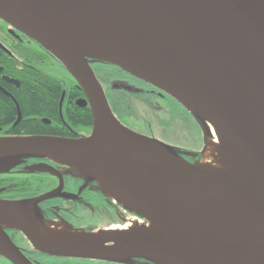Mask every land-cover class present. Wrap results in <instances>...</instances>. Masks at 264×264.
Listing matches in <instances>:
<instances>
[{
    "label": "water",
    "instance_id": "1",
    "mask_svg": "<svg viewBox=\"0 0 264 264\" xmlns=\"http://www.w3.org/2000/svg\"><path fill=\"white\" fill-rule=\"evenodd\" d=\"M94 5L117 13L119 21L107 29H87L66 15ZM0 19L38 43L65 68L85 95L77 104L89 107L93 128L91 136L82 139L2 138L0 156L5 151L85 147L109 139L120 161L103 158L100 163L127 189L135 209L123 203L173 242L167 244L131 229L110 233L111 229L100 230L107 234L99 239L61 249L43 241L8 204L0 202L1 213L37 249L54 256L125 262L128 259L115 254L123 244L175 264H203L199 259L209 264H264V0H0ZM90 60L115 66L175 100L200 127L203 154L210 128L201 113L227 144L262 206L263 217L229 219L211 210L199 214L194 208L202 204L171 197L168 191L178 186L155 152L190 167L193 164L173 146L141 135L118 120ZM57 155L63 164L75 170L79 167L66 155ZM25 159L33 158L4 159L0 168ZM189 184L207 185L193 176ZM239 224L243 225L228 229ZM0 247V255L11 263L31 264L3 229ZM98 248L104 249L93 252Z\"/></svg>",
    "mask_w": 264,
    "mask_h": 264
},
{
    "label": "flooded vegetation",
    "instance_id": "2",
    "mask_svg": "<svg viewBox=\"0 0 264 264\" xmlns=\"http://www.w3.org/2000/svg\"><path fill=\"white\" fill-rule=\"evenodd\" d=\"M39 46L32 39H24L18 32L0 21V48L10 54L9 60L11 63L9 64L7 59L5 63L12 68V70L7 71L5 70V65H0V99L10 102L14 109V121H0V139L32 135L68 139L88 138L93 132L92 123L88 125H74L68 118L70 111L89 108L81 107L77 104L79 100L85 99L84 93L81 96L82 90L71 77L69 78L65 74L63 66L48 56L47 53H44L41 46ZM26 51L43 53L44 55H42L45 56L44 61L51 63L52 69L55 67L60 68V71H62L68 82V85H64L61 91L57 119H29L31 122L38 121L44 127L49 128L45 133H26L17 129V127H20L23 118L19 101L20 91L24 87L23 73L26 71L25 68L36 70L31 61L25 60L29 55ZM89 63L95 76L104 88L111 109L110 98L112 93L122 91L130 94L158 97L174 104L168 96L152 86L133 78L115 66L94 60H90ZM101 70L109 71L111 74L110 78H104L103 75H100L99 71ZM35 89L38 90V87ZM176 108L178 107L176 106ZM112 111L126 127L147 136L131 128L113 109ZM174 148L175 152L187 161L197 156L196 151L185 152L182 148L175 146ZM12 163L11 165L7 162L0 168L1 203H13L31 209L33 216L40 224L63 222L67 223L73 230L86 233L114 228L120 229L119 231L129 230L126 229L127 225L125 221L135 214L129 209L124 210V207H120L117 203L118 201L111 198L98 182L81 175L75 169L56 164L50 160L25 159L15 160ZM40 166L46 168L42 169ZM51 170L59 173L62 180L58 175L53 174ZM49 194L52 196L39 200L41 197ZM98 219L101 220L100 223H97ZM27 226L33 231V228L28 224ZM3 231L12 244L15 245L31 264H158L143 258H134L125 262H111L49 255L37 249L28 235L19 227L13 225V227L4 228ZM0 264L13 263L0 255Z\"/></svg>",
    "mask_w": 264,
    "mask_h": 264
},
{
    "label": "bare ground",
    "instance_id": "3",
    "mask_svg": "<svg viewBox=\"0 0 264 264\" xmlns=\"http://www.w3.org/2000/svg\"><path fill=\"white\" fill-rule=\"evenodd\" d=\"M117 14V13H116ZM110 9L103 6H90L79 8L67 12V17L87 29H107L113 25V22L119 17ZM6 19L12 21L10 17ZM14 22V21H13ZM103 47L116 49L114 45L105 44ZM165 95V94H164ZM172 99V98H171ZM175 101V100H174ZM176 102V101H175ZM210 128L209 137L205 152L201 159L192 167L187 163L170 159L165 154L155 152L158 160L163 163L166 170L178 186V190H169L168 194L177 199H182L186 203L202 204V207H195L194 210L217 211L220 216L229 219L241 216H259L262 218V206L248 187L241 169L235 158L229 151L224 139L219 135L215 127L201 114L198 113ZM57 153H62L79 164L76 171L81 175L87 176L92 181L98 182L103 190L116 201L124 202L126 205L135 209V205L128 194L127 189L117 181L100 163L101 159L107 158L113 161H120L113 143L109 139L98 141L96 144L86 145L85 147L61 146L55 151H5L0 156V163L9 158H48L52 161L63 164L64 161L58 158ZM204 179L207 185L192 186L189 184V177ZM8 207L13 210L23 221H25L35 234H37L46 243L61 249L69 250L76 242L88 241L90 239H99L107 233H101L100 230L90 233H80L73 231L67 223H45L40 224L36 221L31 209L18 204L10 203ZM189 212L190 209H188ZM193 211V210H192ZM262 216V217H261ZM259 218V219H260ZM257 221V220H253ZM243 224L233 226L228 229H236ZM13 227V224L0 211V229ZM133 232L150 234L153 238L163 241L167 244L173 242L165 237L162 231L157 230L144 221L135 220L131 227ZM120 229H112L110 233H120ZM130 230V229H129ZM126 231V230H124ZM104 248H98L96 251H102ZM2 249L0 247V254ZM115 254L125 259L147 258L158 264H175L165 259L158 258L147 252L140 251L133 245H120ZM200 263L209 264L202 259Z\"/></svg>",
    "mask_w": 264,
    "mask_h": 264
},
{
    "label": "trees",
    "instance_id": "4",
    "mask_svg": "<svg viewBox=\"0 0 264 264\" xmlns=\"http://www.w3.org/2000/svg\"><path fill=\"white\" fill-rule=\"evenodd\" d=\"M8 26L13 30H15L16 32H18L21 36H23L24 39L26 38L30 39L29 37L25 36L23 33L11 27L10 25ZM42 51H44V53H47L48 56L52 57V59H55L50 53H48L43 48ZM26 52L29 55L25 58V60L31 61V64L36 70H30L31 68H25L26 71L23 73L22 79L24 81L23 84L24 87L23 90L20 91L21 95L19 97L23 118L20 127H17V129L26 133H45L49 130V128L44 127L38 121L31 122L29 121V119H34V120H40L43 118L57 119V110H58L61 91L64 85H68L67 84L68 82L66 81V78L60 76V74L53 73V69L51 68L52 65L51 63H48V61H44L45 56H43L44 55L43 53L42 55L41 53H37L36 51L35 52L26 51ZM9 55H10L9 53L3 51L0 48V65L1 64L5 65V70L7 71L12 70L11 66L5 63L6 59L8 60L9 64L11 63L9 60L10 57ZM99 74L103 75L104 78L105 77L110 78L111 76L110 72L107 70H101L99 71ZM106 82H108V80H106ZM37 87L38 90L35 89ZM132 95L133 94L130 95L129 93L122 91V92L112 93V96L110 98L112 109L115 111V113H117V115L121 119H123L125 123H128L127 121L132 117L135 118L138 117L137 114L138 112L136 110V108L138 109L137 102L135 100L136 97L134 98ZM81 96H83L82 91H81ZM137 96H138L137 98H141V99L146 97V95H137ZM172 101L174 102V104H176L174 106H177L179 108V109L176 107L172 108V113L176 116V117L173 116V119L177 120L176 118L182 115L189 123L190 122L189 120L191 119L189 113L173 99ZM13 117H14L13 105H11V103L8 101L0 99V121L3 120L14 121ZM68 118L70 122L73 123L74 125H80V124L88 125L92 123V116L89 108L76 109L73 110V112L70 111L68 113ZM143 119L147 123L152 125L149 119L147 120L146 117H144ZM164 125H168V123H164ZM153 129L154 128L152 126L149 127L147 125V128L144 129L145 132L144 134L151 135L153 133ZM201 156L202 155L200 154L197 159L192 158L190 161L187 160L186 161L190 163H194L196 162V160H199Z\"/></svg>",
    "mask_w": 264,
    "mask_h": 264
},
{
    "label": "rangeland",
    "instance_id": "5",
    "mask_svg": "<svg viewBox=\"0 0 264 264\" xmlns=\"http://www.w3.org/2000/svg\"><path fill=\"white\" fill-rule=\"evenodd\" d=\"M60 70H61L60 68L55 67L53 69V73L60 74V76L64 77L62 71ZM65 74H67L69 78L71 77L66 70H65ZM132 96L134 98L136 97L135 100L138 106V109L136 108L138 113L137 112L136 113L138 114V117L137 118L132 117L131 119H129L127 121L128 123H126L127 125H129L131 128L143 134L145 133L144 129L147 128V125L149 127L152 126L154 128L153 133L151 135L146 134L147 136L159 139L160 141L165 142L170 146L173 145V147L175 146L178 148H182V150H184L185 152L196 151L197 156L194 157L193 159H197L200 154L202 155L201 153L203 149L202 132L200 127L196 124V122L193 120L192 117L190 120L188 119L190 121L189 123L182 115L176 118L177 120H175L173 119V116L175 115L172 113V108L176 106H174L173 103L149 95H146V97L143 99L137 98L138 97L137 94H133ZM144 117H146L147 120L149 119L152 125L147 123L143 119ZM163 122L168 123V125H164ZM197 161L198 160H196V162ZM59 165H65V164H59ZM68 167L72 168L71 166ZM117 203L120 207H124V210L129 209V207L126 206L123 202L118 201ZM135 219L139 221H145L144 219H140V217L137 215H133V216L131 215L130 218L126 219L125 221L127 225L126 229H131L129 227L133 225ZM100 222L101 220L98 219L97 223Z\"/></svg>",
    "mask_w": 264,
    "mask_h": 264
}]
</instances>
